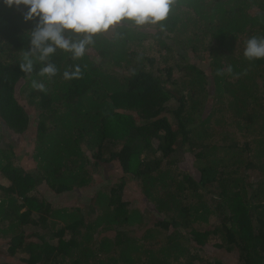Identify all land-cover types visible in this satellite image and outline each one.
<instances>
[{
	"label": "trees",
	"instance_id": "obj_1",
	"mask_svg": "<svg viewBox=\"0 0 264 264\" xmlns=\"http://www.w3.org/2000/svg\"><path fill=\"white\" fill-rule=\"evenodd\" d=\"M34 27L0 0V128L27 136L0 149V264H232L216 249L264 264V58L244 57L264 0H178L163 31L125 25L82 59L58 51L51 80L20 68ZM151 39L156 57L137 49ZM103 181L87 215L44 196Z\"/></svg>",
	"mask_w": 264,
	"mask_h": 264
},
{
	"label": "clouds",
	"instance_id": "obj_2",
	"mask_svg": "<svg viewBox=\"0 0 264 264\" xmlns=\"http://www.w3.org/2000/svg\"><path fill=\"white\" fill-rule=\"evenodd\" d=\"M9 8L22 11L25 22L32 21L30 48L23 51L20 68L25 74L34 71V64L42 65L40 76L50 80L59 69L51 62L58 51L70 53L73 60L82 59L95 45L98 36L116 33L121 26L141 30L158 27L165 30L166 22L174 14L178 0H3ZM248 60L264 58V36H252L244 48ZM65 70L63 78L71 80L82 75L80 65ZM231 71V69H229ZM218 74H223L222 72ZM32 87L45 91L42 82Z\"/></svg>",
	"mask_w": 264,
	"mask_h": 264
},
{
	"label": "rangeland",
	"instance_id": "obj_3",
	"mask_svg": "<svg viewBox=\"0 0 264 264\" xmlns=\"http://www.w3.org/2000/svg\"><path fill=\"white\" fill-rule=\"evenodd\" d=\"M157 48L158 47L155 45L154 39H151L149 41H146L143 45L139 46L137 49L139 50L140 53L144 52L145 55H148L149 57H153V56L156 57L159 54V51H156ZM194 62H196L198 65L200 64L196 60H194ZM212 83H213L212 82V76L210 75V81H209L208 87H211ZM211 92L214 93V87L213 86L211 87ZM31 110H32V115H34L36 117V114H37L36 111L33 109H31ZM38 123H39L38 119H33L32 120V127L35 128V126H37ZM226 129H228L230 132L234 131V127H232V126H227ZM0 131H2L4 133V135L6 136V137L0 138V149L6 147V145H3V142H10V140L16 142L17 138L18 139L19 138H22V139L25 138V140L27 139L26 135H24V136L15 135L13 137H10L7 134H5L6 130L0 128ZM239 138L241 140H243L241 137H239ZM15 145L18 149L17 153L19 152L20 155L24 156L23 157L24 158L23 163H21L20 161H18L16 159L18 162L17 164L19 166L23 165V167L26 169H32V168L28 167V166H31V163L29 160H31V155L33 154L32 149H28L30 147H28V148L25 147V145L21 142H17V143H15ZM110 183L111 182H109V181H103V183L96 185L93 188H90V189H87V190H84L81 192H69V193H65L62 195H54L51 192H46L44 194V196H45V199H47L52 204V207L54 209H64V208L75 209V208H79L81 210L82 214L87 215L88 211H89L88 207H89V205H91L92 197H94V195L99 190L102 189V191H103L106 187H109ZM0 184L8 186V181L3 177V175L1 173H0ZM42 194H43V192H42ZM55 221L59 222L61 225H64V223L60 220H55ZM3 248H6L5 243H3ZM215 251H216V254L219 255L221 258H224L225 260L232 262V264L236 263V260L238 258V255L236 252L229 254V253H225V251H223V250L216 249ZM200 254H201L202 258H204L206 256L203 253H200ZM3 260H4V258H3Z\"/></svg>",
	"mask_w": 264,
	"mask_h": 264
}]
</instances>
